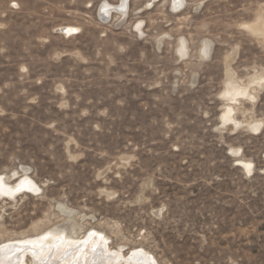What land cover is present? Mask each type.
<instances>
[{
    "label": "rangeland",
    "instance_id": "obj_1",
    "mask_svg": "<svg viewBox=\"0 0 264 264\" xmlns=\"http://www.w3.org/2000/svg\"><path fill=\"white\" fill-rule=\"evenodd\" d=\"M102 2L0 0V244L264 264V0Z\"/></svg>",
    "mask_w": 264,
    "mask_h": 264
},
{
    "label": "bare ground",
    "instance_id": "obj_2",
    "mask_svg": "<svg viewBox=\"0 0 264 264\" xmlns=\"http://www.w3.org/2000/svg\"><path fill=\"white\" fill-rule=\"evenodd\" d=\"M128 2L129 0H119V3L116 5L102 2L98 9L99 16L101 18L108 17L111 10L124 15L128 8ZM172 2L175 8H179L185 0H172ZM73 28L70 27V29ZM76 33L77 31L73 30L71 34ZM231 88L234 90L239 89V87L234 86ZM231 88L228 89V93L231 92ZM243 90L244 88L239 89L241 92ZM50 238L49 240L51 241L47 243H44L46 240L42 241L35 237V239L19 238L0 244V264H118L120 261V258L117 256L120 253L116 255L114 251H108L105 244L102 243L103 241L90 243L89 239L76 241L69 237L65 240L61 237L53 238L51 236ZM122 260L124 259L122 258ZM147 261L142 253H134L131 256L132 264H136L137 262L149 264Z\"/></svg>",
    "mask_w": 264,
    "mask_h": 264
}]
</instances>
